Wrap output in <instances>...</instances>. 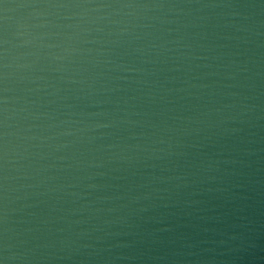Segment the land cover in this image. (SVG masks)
I'll return each instance as SVG.
<instances>
[{
  "label": "water",
  "instance_id": "1",
  "mask_svg": "<svg viewBox=\"0 0 264 264\" xmlns=\"http://www.w3.org/2000/svg\"><path fill=\"white\" fill-rule=\"evenodd\" d=\"M0 264H264V0H0Z\"/></svg>",
  "mask_w": 264,
  "mask_h": 264
}]
</instances>
